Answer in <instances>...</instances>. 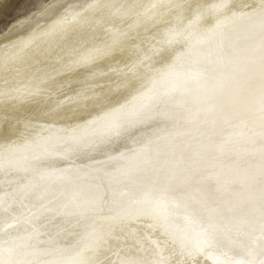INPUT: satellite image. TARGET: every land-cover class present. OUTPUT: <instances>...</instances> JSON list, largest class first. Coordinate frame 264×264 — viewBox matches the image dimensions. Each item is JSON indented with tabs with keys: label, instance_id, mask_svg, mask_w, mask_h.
Returning a JSON list of instances; mask_svg holds the SVG:
<instances>
[{
	"label": "rangeland",
	"instance_id": "rangeland-1",
	"mask_svg": "<svg viewBox=\"0 0 264 264\" xmlns=\"http://www.w3.org/2000/svg\"><path fill=\"white\" fill-rule=\"evenodd\" d=\"M207 7L220 8V15L196 29L194 16ZM183 14L194 19L184 20ZM263 19L264 0H0V41L34 36L14 53L7 43L0 46V98L5 99H0V134L6 129L0 135V151L15 152L28 142L31 149L32 142L65 134L77 122L101 121L109 110H122L136 93L177 67L183 70L191 64L208 77V86L198 93L180 102L158 101L150 109L148 105L137 113L140 117L122 122L104 138L58 140L61 143L50 148L20 156L16 165L2 160L6 166L0 170V228L7 221L14 228L0 230V236L17 232L29 238L24 245L40 250L59 242L63 249L66 239L72 236L74 241L67 247L76 245L77 234L81 237L88 230L93 231L89 236L104 235L102 230L114 236L117 229L107 225L134 218V211H149L170 230L167 239L181 230L186 241L193 240L192 232L201 228L219 243L212 245L221 255L262 258L263 244L253 241L264 238ZM55 20L69 28L56 30L49 23ZM178 30L173 38L166 32ZM161 36L168 43L183 38L160 56H145ZM197 53L201 57L195 59ZM105 69L113 80L94 78ZM124 74L133 77V85L123 76L119 80ZM97 223L98 231L92 228ZM209 224L211 229L206 228ZM155 229L142 227L146 234ZM60 231L69 232L68 238ZM42 237H48L47 244ZM31 239L36 242L30 244ZM233 243L234 252L228 250ZM67 247L58 249L65 252ZM42 257L39 264H47Z\"/></svg>",
	"mask_w": 264,
	"mask_h": 264
},
{
	"label": "bare ground",
	"instance_id": "bare-ground-1",
	"mask_svg": "<svg viewBox=\"0 0 264 264\" xmlns=\"http://www.w3.org/2000/svg\"><path fill=\"white\" fill-rule=\"evenodd\" d=\"M164 1V0H163ZM198 1V0H197ZM205 1V0H203ZM209 1V0H208ZM224 1V0H223ZM169 2V1H168ZM200 2V1H199ZM202 2V1H201ZM166 3V2H165ZM203 3V2H202ZM158 7V6H156ZM218 7H214V9L207 7L206 9L202 10L199 12V14H197V16H194V18H196V25L198 28L196 29H202L203 27L206 26L207 22L210 20L209 18L212 17H217L219 16L220 12L218 11L219 9H217ZM222 8H226L225 6H222ZM230 8V7H229ZM153 11V10H151ZM223 10H221L222 12ZM146 12V11H145ZM192 12V11H191ZM252 12V11H251ZM217 13L219 15H217ZM224 13V12H223ZM254 13V12H253ZM189 16V14H183L181 15L182 19L185 20V18H187ZM191 16V15H190ZM189 16V17H190ZM250 16V15H249ZM165 17V16H164ZM180 17V18H181ZM255 17V16H254ZM263 17V16H262ZM192 18V19H191ZM193 17H190L189 19H191V21L194 19ZM253 18V17H252ZM258 18V17H255ZM54 18H52L53 20ZM56 19V18H55ZM188 19V20H189ZM209 19V20H208ZM180 20V19H178ZM251 20V19H250ZM264 20V19H263ZM51 21V19H50ZM230 21V20H229ZM246 21V20H245ZM48 22V21H47ZM57 22V24H56ZM171 22V21H170ZM51 24L54 25V27L56 26V30L62 32L65 31L69 28L68 25L61 24L58 23L57 20H55V22H49ZM232 23V22H231ZM236 23V22H235ZM263 23V22H262ZM46 25L43 24V26ZM136 25V24H135ZM190 25V23H189ZM239 25V24H238ZM248 26V23H247ZM237 27V25H236ZM246 27V26H244ZM42 28V26H41ZM45 28V27H44ZM178 28V27H177ZM189 28V27H187ZM216 28V27H215ZM181 29V28H180ZM179 29V30H180ZM45 30V29H44ZM179 30L174 32V31H166L167 35L172 36L173 35H177L179 33ZM186 30V27H185ZM228 30V29H227ZM38 31V29H37ZM36 31V32H37ZM229 31V30H228ZM35 32V33H36ZM41 33H43V31H40ZM74 32V31H73ZM174 32V33H173ZM182 32V31H181ZM180 32V33H181ZM237 32V31H236ZM38 33V32H37ZM41 33H39L38 35L36 34L35 37H38ZM187 33V32H186ZM179 35V34H178ZM183 35V34H182ZM236 35V34H235ZM147 36V35H146ZM164 37L166 35H163ZM163 36H161V38L158 40V42L156 43V45L154 46L153 49H151V51L149 53H146L145 56H149L152 57L153 55L157 56V55H162L163 52L167 49L169 50V48H173V46L177 45V43L179 42V40H181L183 37L180 36V38H178L176 41H174L173 43H168L167 40L164 41ZM243 36V35H242ZM15 37V36H14ZM34 37V36H32ZM32 37H27V39L23 40V38H21L19 41L15 42L13 36H9L8 38H6L5 40H1L0 41V46L3 45V43H7L6 48L8 50H10L9 53H14V51L17 50V48H19V46L21 45H25V43H27L29 40L32 39ZM50 37V36H49ZM168 37V36H167ZM175 37V36H174ZM229 37H231V35H229ZM237 37V36H236ZM31 38V39H30ZM103 38V37H102ZM176 38V37H175ZM232 38V37H231ZM49 39V38H48ZM168 39V38H167ZM219 39V38H218ZM224 39V38H223ZM11 40V41H10ZM18 40V39H17ZM155 40V39H154ZM222 40V39H220ZM227 40V39H226ZM169 41V40H168ZM235 41V40H233ZM232 41V42H233ZM46 42V41H45ZM117 42V41H116ZM155 43V42H154ZM180 43V42H179ZM209 43V42H208ZM221 43V42H220ZM218 44V43H217ZM224 44V43H223ZM218 47V45H217ZM221 47V46H220ZM23 48V47H22ZM92 49V48H91ZM198 50V48H197ZM211 50V49H210ZM218 50V49H217ZM198 52V51H197ZM127 53V52H126ZM192 53V52H191ZM200 53V52H199ZM17 54V53H15ZM193 54V53H192ZM206 54V53H205ZM12 55V54H11ZM9 55V56H11ZM202 55V54H201ZM29 57V56H28ZM193 57V56H192ZM201 57L198 53L195 54V59ZM212 57V56H211ZM5 59V58H4ZM10 59V58H9ZM202 59V58H201ZM213 59V58H212ZM211 59V60H212ZM90 60V58H89ZM194 60V59H193ZM210 60V59H209ZM11 61V60H9ZM204 61V60H203ZM8 62V61H7ZM12 62V61H11ZM88 62V61H87ZM117 62V61H116ZM196 62V61H195ZM256 62V61H255ZM13 63V62H12ZM73 63V62H72ZM104 63V62H103ZM212 63V62H211ZM7 63H4L3 65H5ZM75 64V63H74ZM112 64V63H110ZM108 64V66L110 65ZM118 64V62L116 63ZM189 64V63H188ZM198 64V63H197ZM200 64V63H199ZM18 65V64H17ZM20 65V64H19ZM107 65V64H106ZM123 65V64H122ZM85 66V65H83ZM87 66V65H86ZM97 66V65H96ZM107 66V67H108ZM120 66V65H119ZM179 66V65H178ZM77 67V66H76ZM75 67V68H76ZM122 67V66H121ZM200 67V65H199ZM202 67V66H201ZM72 68V67H71ZM94 68V67H93ZM118 68V67H117ZM185 68V69H184ZM183 68V70L179 69V67L175 68L174 70L170 71L168 74H166L165 76L162 77V79H160L158 82H155L154 84H152L151 86H148L147 88L144 87L143 90H141L140 92L136 93L134 95V97H132V99L127 103V105L125 107L122 108V110L120 108L115 109L112 108L111 110L108 111V113H111V115L109 116L108 113H106V116L103 118L101 117L100 120L96 123H93L91 125H88L89 122L88 121H80L77 122V124L79 125H75L77 127H73V129H69V131H67L65 134H61L63 132H58V134H61L62 138H58L60 137L57 133H55L54 135H50L51 137L48 139V141H42L40 142H30L31 145L33 147L30 148V144L28 142V145H24L26 147L22 148L20 146L21 149H19L18 151H12V150H2L0 151V170L4 168V166H6V161L7 162H11V160L14 163H10L11 165H16L18 162L20 156H26L27 154H34V152H38L42 149H39L40 147H46V148H50L55 144L61 143L63 141H65V139L69 142L72 141H76L77 139L83 137V136H87V137H99V138H104L107 134H109L111 131H115L117 129V127L122 123L125 122L127 124H130L131 119H133L136 115V117H140L141 114L137 113L139 111H141V109H145L149 107H153L155 106V102L157 103L158 101L160 103H164V105L168 104L169 102H180L181 100L188 98L189 96H191L192 94L194 95L195 93H198V91L200 90V88H206L208 86L207 84V75L206 73L204 74V72L200 71L198 68H191V64L190 66H185ZM203 68V67H202ZM261 68V67H260ZM82 69V68H81ZM84 69V68H83ZM103 69V68H102ZM252 69V68H251ZM104 70V69H103ZM106 70V69H105ZM108 70V69H107ZM106 72H100L94 75V78L97 76H101L103 79L106 78H111L112 76L110 75V73ZM121 70V69H120ZM115 71V70H114ZM60 72V71H59ZM204 74V75H203ZM240 74V73H239ZM119 75V74H118ZM129 84V85H133V82L135 81L133 79V77L129 74H124L121 75L119 77V80L122 78ZM113 78V77H112ZM111 78V79H112ZM78 79V78H77ZM110 79V80H111ZM118 79V78H117ZM116 79V80H117ZM240 79V78H239ZM66 80V79H65ZM68 80V79H67ZM113 80V79H112ZM229 80V79H228ZM75 81V80H74ZM81 81V80H80ZM234 81V80H233ZM240 81V80H239ZM53 82V81H52ZM56 82V81H55ZM69 82V81H68ZM210 81H208L209 83ZM50 83V82H49ZM132 83V84H131ZM73 84V83H72ZM78 84V83H77ZM232 84V83H231ZM50 87V86H49ZM68 87V86H67ZM77 87V86H76ZM75 87V88H76ZM40 88V87H39ZM78 89V88H77ZM47 90V89H46ZM70 90H73L70 89ZM60 92V91H59ZM66 92V91H65ZM71 92V91H70ZM27 93V92H26ZM38 93V91H37ZM68 93V92H67ZM40 94V93H39ZM8 95V94H7ZM6 95V97H7ZM11 95V94H10ZM32 95V94H31ZM132 94H130V96L128 95L127 98L131 97ZM188 95V96H187ZM201 95V94H200ZM9 96V95H8ZM12 96H14L12 94ZM47 96V95H46ZM51 96V94H50ZM61 96V95H60ZM197 96V95H196ZM4 97V96H3ZM15 97V96H14ZM40 97V96H39ZM54 97V96H53ZM52 97V98H53ZM11 98V97H10ZM42 98V97H41ZM44 98V96H43ZM2 99V97L0 98ZM32 99V98H31ZM37 99V98H34ZM40 99V98H39ZM47 99V98H46ZM44 99V101L46 100ZM3 101L5 99H2ZM129 100V99H128ZM126 100V101H128ZM2 101V102H3ZM43 101V99H42ZM47 101V100H46ZM45 101V102H46ZM38 103H41L39 101H37ZM52 102V100L50 101ZM217 102V101H216ZM28 103V102H27ZM26 103V104H27ZM31 103V102H30ZM37 103V104H38ZM44 103V102H43ZM49 103V102H48ZM170 103V104H171ZM186 103V102H185ZM1 104V101H0ZM22 105L24 104L21 103ZM45 104V103H44ZM169 104V105H170ZM6 105V104H5ZM200 105V104H199ZM3 106V105H2ZM9 106V105H8ZM11 106V105H10ZM18 106V105H17ZM32 106V104H31ZM35 102H34V105ZM47 106V105H46ZM13 107V106H11ZM9 107V109L11 108ZM40 107V105H39ZM163 107V104H162ZM168 107V106H165ZM179 107V106H178ZM200 107V106H199ZM7 108V107H5ZM3 108V109H5ZM21 107L19 106V109ZM37 108V107H36ZM43 108V107H42ZM48 108V107H47ZM117 108V107H116ZM184 108V107H183ZM206 108V106L204 107ZM2 109V107H1ZM2 109V110H3ZM15 109V108H14ZM17 109V108H16ZM18 109V110H19ZM24 109V107L22 108V110ZM28 109V108H27ZM35 109V108H33ZM150 109V108H149ZM154 109V108H152ZM181 109V108H180ZM1 110V111H2ZM18 110L16 111L18 113ZM40 110V109H39ZM186 110V109H185ZM6 111V110H5ZM9 111V110H7ZM41 111V110H40ZM124 111V112H123ZM152 111V110H151ZM179 111V110H178ZM183 111V110H182ZM13 112V111H12ZM15 112V113H16ZM21 112V111H20ZM27 112V111H26ZM33 112V111H32ZM121 112V113H120ZM4 113V112H2ZM41 113V112H40ZM169 113V110H168ZM196 113V111H195ZM28 114V113H27ZM43 114V113H42ZM146 114V113H145ZM4 115V114H1ZM16 115V114H15ZM20 115V114H19ZM26 116V115H25ZM37 116V115H36ZM161 116V115H160ZM22 118V117H21ZM25 118V117H24ZM106 118V119H105ZM263 118V117H262ZM83 119V118H82ZM104 119V120H103ZM153 119V118H152ZM2 120V119H1ZM37 120V119H36ZM136 121V120H135ZM2 121H0L1 123ZM4 122V121H3ZM7 122V121H6ZM134 123V122H133ZM28 124V123H27ZM32 124V123H31ZM41 124V123H40ZM159 124V123H158ZM3 127V126H2ZM6 127V126H5ZM20 127V126H18ZM17 127V128H18ZM31 127V126H30ZM237 127V126H236ZM35 128V127H34ZM79 129L78 132H72L71 134H69L72 130ZM156 128V127H155ZM172 129V128H171ZM149 130V129H147ZM6 129L4 128L3 131H1L2 135L3 133H5ZM15 131V130H14ZM8 133V132H7ZM18 133V132H17ZM47 133V132H46ZM233 133H236V131H233ZM45 134V133H44ZM5 135V134H4ZM28 135V134H27ZM26 135V136H27ZM58 135V136H56ZM138 135V134H137ZM237 135V134H236ZM23 136V135H22ZM234 136V134H233ZM1 137V136H0ZM4 137V136H2ZM79 137V138H78ZM121 137V136H120ZM131 137V136H130ZM129 137V138H130ZM96 138V139H99ZM136 138V137H135ZM233 138V137H232ZM231 138V139H232ZM121 139V138H120ZM118 139V140H120ZM124 139V137H123ZM229 139V140H231ZM2 140V139H1ZM16 140H20V139H16ZM60 140V141H58ZM80 140V139H79ZM220 140V139H219ZM235 140V139H234ZM3 141V140H2ZM38 141V139H37ZM58 141V142H57ZM116 141V139H115ZM124 141V140H123ZM130 141V140H129ZM67 142V143H69ZM117 142V141H116ZM121 142V141H120ZM12 143V142H11ZM20 143V142H18ZM17 143V144H18ZM24 143H27L24 140ZM23 143V144H24ZM40 143V144H39ZM119 143V142H118ZM232 143V142H231ZM234 143V141H233ZM241 143V142H240ZM245 143V142H244ZM39 144V145H38ZM120 144V143H119ZM228 144V143H227ZM116 145V144H115ZM250 145V144H249ZM4 146V145H3ZM10 146V145H8ZM59 146V145H58ZM1 147V146H0ZM15 147V146H14ZM108 147V146H107ZM136 147V146H135ZM240 147V146H239ZM18 149V148H17ZM118 149V148H117ZM109 150V149H108ZM121 150V149H120ZM4 151V152H3ZM45 151V150H44ZM117 152V151H116ZM116 154V153H115ZM108 155V154H107ZM36 156V154H35ZM110 156V155H109ZM18 158V160H17ZM120 159V158H119ZM3 160V161H2ZM53 172V171H51ZM50 172V173H51ZM8 176V175H7ZM9 177V176H8ZM13 177V176H12ZM4 179V178H3ZM14 179V177H13ZM2 180V179H1ZM0 180V181H1ZM159 180V178L157 179ZM8 182V180H7ZM1 183V182H0ZM3 183V181H2ZM124 187V186H123ZM154 210H157L159 208H153ZM152 210V209H151ZM153 210V212H154ZM149 212V211H147ZM147 212H143V213H138L137 211L132 212L134 215L132 218V215L129 219L127 218H122L120 220H116L114 221L112 224H109L107 226H110L111 228L114 227L113 230L117 229L113 234V235H106L104 233V231L102 230V234L101 236H89L90 231H86L84 233V235H82L80 237L79 234H77V237L80 238L79 242L77 243V239H75L76 241V245L71 246L74 241L72 242L70 239H72L73 237L71 236V232H70V239L66 236L65 233H69V232H65V231H60V232H64L68 242V244L70 242H72V244L68 246V244L64 243L67 247L68 250L61 251L58 249V247L60 248V245L58 244L59 242L57 241V239L55 238V234L53 236L56 241L58 242L56 244V242L49 246L44 248H39L36 249L35 247L28 246L27 244L24 245V243H26V241L29 238L23 239L25 235H20V234H16L13 232V234H10L9 237H5L4 235L0 236V264H39L40 262L42 263V260L44 259H48L50 264H264V256L260 259H256L254 260V258L249 257V258H245L244 256H238V257H228V256H224L221 255V253L219 252L220 249H216V244L212 245V243H217L216 240H212L210 237L205 236V234L202 233V229L198 228L195 229L194 232H192V237H194L195 239L193 240H188L186 241L185 239V234L183 233V231L181 230H176L174 233H172L170 239H167L166 236L168 234H170V230L167 229L162 223H160V220H158L155 215H151L150 213ZM163 212V211H162ZM131 213V214H132ZM144 213L146 214H150V215H144ZM1 214V213H0ZM144 215L143 217H136L137 215ZM160 214V213H159ZM4 216V215H3ZM149 216V217H147ZM159 216V215H158ZM154 218V221H151V218ZM263 221V220H262ZM67 222V221H66ZM5 223V222H4ZM3 223V226L0 228V230L3 229H10V228H14L13 224H10L9 221H7L5 224ZM25 223V222H24ZM23 223V224H24ZM69 222H67L68 224ZM261 223V222H260ZM264 223V222H263ZM262 223V224H263ZM88 224V223H87ZM104 224V223H103ZM101 225L100 223V227L103 226L102 228H104V225ZM18 225V224H17ZM22 225V223L20 224V226ZM28 225V224H27ZM26 225V226H27ZM80 225V224H78ZM94 225H96L94 227ZM148 226L150 225L153 228H156L155 231L152 230V232H154L153 234H146L143 233L144 231L142 230L143 226ZM192 224H190L191 226ZM210 225V224H209ZM206 226V228H210L213 227L212 225L210 226ZM215 225V224H214ZM67 225L65 224V227ZM72 226V225H71ZM92 226V225H90ZM99 227V223L97 224H93L92 228H96V231H98V227ZM19 227V226H17ZM47 227V226H46ZM62 227V226H61ZM70 227V226H69ZM77 227V226H76ZM80 227V226H79ZM89 227V226H86ZM205 227V225H204ZM264 227V226H263ZM28 228V227H27ZM90 228V227H89ZM186 228V227H185ZM192 228H195L194 226ZM17 229V228H16ZM21 229V228H20ZM24 229V228H23ZM43 229V228H42ZM49 229V228H46ZM79 229V228H78ZM82 229V228H81ZM91 229V228H90ZM106 229V228H104ZM109 229V228H107ZM183 229V227H182ZM264 229V228H263ZM19 230V229H18ZM40 230V228H39ZM52 230V229H51ZM55 230V229H54ZM72 230V229H71ZM86 229H83V231ZM93 230V229H91ZM101 230V228H100ZM112 230V229H111ZM174 230V228H173ZM8 231V230H6ZM16 231V230H15ZM23 231V230H22ZM37 231V230H36ZM42 231V230H40ZM39 231V232H40ZM46 231V230H45ZM75 231V230H74ZM79 231V230H78ZM106 231V230H105ZM110 232V229L108 230ZM185 231V230H184ZM2 232V231H1ZM12 232V231H11ZM34 232V231H33ZM44 232V231H43ZM51 232V231H50ZM55 232V231H54ZM82 232V231H81ZM89 232V233H87ZM5 233V232H4ZM23 233V232H20ZM26 233V232H25ZM24 233V234H25ZM53 233V232H52ZM59 231H57V235H58ZM80 233V232H77ZM195 233V234H194ZM3 234V233H1ZM30 234V233H29ZM32 234V233H31ZM30 234V237L32 238ZM37 234V233H36ZM34 233V235H36ZM40 234V233H39ZM45 234V233H42ZM60 234V233H59ZM81 234V233H80ZM6 235V234H5ZM38 235V234H37ZM36 235V236H37ZM50 235V234H49ZM62 235V234H61ZM76 235V232H75ZM39 236V235H38ZM41 236V234H40ZM40 236L38 238H40ZM47 236V235H46ZM60 236V235H59ZM64 236V235H63ZM113 236V237H112ZM29 237V236H28ZM35 237V236H33ZM44 237V236H43ZM42 237V238H43ZM52 237V238H53ZM62 237V236H60ZM103 237H105L106 239H104ZM46 238L48 239V237H45V239L43 238V243L45 242L44 240H46ZM59 238V237H57ZM64 238V237H63ZM75 238V236H74ZM78 238V239H79ZM41 239V238H40ZM53 239V240H55ZM61 239V238H60ZM59 239V240H60ZM188 239V238H187ZM190 239V238H189ZM36 240V237H35ZM34 240V241H35ZM63 240V239H62ZM65 240V241H66ZM70 240V242H69ZM228 240V239H227ZM32 241V239H31ZM30 244H34V241H32L33 243ZM39 241V240H38ZM42 241V240H41ZM52 241V240H51ZM64 241V240H63ZM64 241V242H65ZM235 241V240H234ZM250 241V240H249ZM36 242V241H35ZM49 242V241H48ZM61 242V241H60ZM232 242V241H231ZM240 243L243 242V244H246L248 241L247 240H240ZM252 242V241H251ZM254 243H258L261 242L264 246V238L261 240H254ZM40 243V241H39ZM37 243V244H39ZM47 244V241L45 242ZM51 243V242H49ZM62 243V242H61ZM60 243V244H61ZM127 243V245H125ZM213 243V244H214ZM29 244V245H30ZM41 244V243H40ZM219 244V243H217ZM243 244L238 245L241 246V248H243ZM27 245V246H26ZM36 245V244H35ZM49 245V244H48ZM47 245V246H48ZM233 245H235V243L230 244L231 249H228L229 251L232 250V252H234V247H232ZM46 246V245H45ZM260 247V245H258ZM257 246V247H258ZM38 247V246H37ZM65 247V248H66ZM236 247V246H235ZM251 247V246H250ZM63 246V249H65ZM229 248V247H228ZM247 248V247H246ZM58 249V250H56ZM227 249V248H226ZM249 249V248H248ZM43 250V251H42ZM55 250V251H54ZM251 250V249H249ZM56 252L53 253L51 255H47L46 253L48 252ZM83 251V252H82ZM257 251V250H255ZM64 252V253H63ZM252 253V252H251ZM255 253V252H254ZM253 253V254H254ZM55 254V255H54ZM58 254V255H57ZM47 255V256H46ZM230 256V255H229ZM261 256V255H260ZM258 257V256H257ZM45 260V261H46ZM96 260H101V261H96ZM39 261V262H38ZM43 261V263L45 262ZM47 262V261H46ZM47 262V264L49 263ZM46 264V263H45Z\"/></svg>",
	"mask_w": 264,
	"mask_h": 264
}]
</instances>
